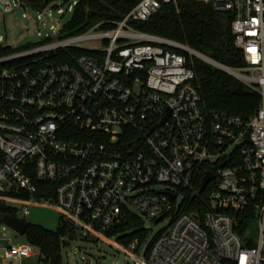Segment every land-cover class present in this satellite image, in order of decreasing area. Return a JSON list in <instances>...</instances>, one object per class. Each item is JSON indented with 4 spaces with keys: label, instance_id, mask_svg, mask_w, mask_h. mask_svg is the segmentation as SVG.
I'll use <instances>...</instances> for the list:
<instances>
[{
    "label": "built area",
    "instance_id": "2783aa9c",
    "mask_svg": "<svg viewBox=\"0 0 264 264\" xmlns=\"http://www.w3.org/2000/svg\"><path fill=\"white\" fill-rule=\"evenodd\" d=\"M179 1L140 0L112 29L64 35L53 7L72 14L77 0L66 10L0 0V21L14 7L32 8L40 37L16 50L0 36L14 49L0 56V205L23 215L51 206L133 264H264V0H194L229 15L241 67L130 25ZM90 40L99 47L83 44ZM193 57L258 94L251 117L205 108ZM202 167L214 176L199 217L184 209ZM249 210L241 226L259 219L252 245L237 230L238 215ZM128 216L142 225L124 229ZM144 218L168 224L149 241ZM34 249L10 245L2 258L14 263Z\"/></svg>",
    "mask_w": 264,
    "mask_h": 264
},
{
    "label": "trees",
    "instance_id": "16d2710c",
    "mask_svg": "<svg viewBox=\"0 0 264 264\" xmlns=\"http://www.w3.org/2000/svg\"><path fill=\"white\" fill-rule=\"evenodd\" d=\"M32 6H44L54 0H28ZM67 3L69 0H63ZM140 0H77L69 21L64 26L65 35L85 32L95 25L108 30L116 26ZM135 29L179 42L189 48L230 67L243 65L240 51L235 47L230 31V17L217 12L211 5L194 0H180L176 5L164 4L156 14L145 22H130ZM14 49L0 45V56L9 54ZM73 51V50H71ZM82 51L79 50V54ZM78 53V52H77ZM66 54V51H64ZM64 60L68 61V57ZM194 84L197 87L207 110L249 118L258 106L259 96L243 86L238 93L232 91L235 80L226 72L209 63L193 57ZM204 174L202 167L197 175L193 192H187L188 206L184 211H196L202 217L208 211V187L201 190L200 183ZM43 185V184H42ZM54 193L49 195L51 200ZM15 209L0 205V222L4 215H16ZM239 216V227L246 217H251L250 210ZM142 221L134 216L127 217L124 229L138 228ZM74 236L75 231L67 222L60 220L55 230L33 223H27L25 240L38 251L40 260L47 264H61L62 237ZM136 233L128 235L127 242ZM250 240L248 245H252Z\"/></svg>",
    "mask_w": 264,
    "mask_h": 264
},
{
    "label": "rangeland",
    "instance_id": "374dc122",
    "mask_svg": "<svg viewBox=\"0 0 264 264\" xmlns=\"http://www.w3.org/2000/svg\"><path fill=\"white\" fill-rule=\"evenodd\" d=\"M55 4H59L60 8L66 10L68 3H65L63 0L52 1L46 7V10ZM53 10V16L59 20L60 23L69 21L71 17L70 12L58 14L56 12V7H53ZM23 14H26V17H24ZM36 17V12L25 5L14 7L13 12L4 13L0 21V36L4 38L3 44L19 48L16 50L38 45L40 37L36 34V24L33 22L36 21ZM47 31L48 30H42L43 33ZM83 44L87 47H99L100 41L90 40ZM157 188L162 189L163 185H158ZM14 207L17 208V217L23 219L27 223L38 224L50 230H55L60 220L64 221L55 209L48 205L30 207L29 215H23L18 209L19 206L14 205ZM167 224L168 219L155 222L144 218V227L147 229L149 241L160 233ZM74 231V236L70 237L66 235L62 237V242L65 243V245L62 244L61 248V264H133L128 262L124 258V252L114 245L94 237H84L77 229H74ZM243 232L244 236H247V238L255 242L259 237V219L254 217L248 220L243 226ZM24 240V236L18 235L15 231L0 222V254L3 253L2 247H7L12 243ZM113 241L114 240H112V242ZM21 264L47 263L39 259L38 251L34 249V253L25 258Z\"/></svg>",
    "mask_w": 264,
    "mask_h": 264
},
{
    "label": "water",
    "instance_id": "95a60500",
    "mask_svg": "<svg viewBox=\"0 0 264 264\" xmlns=\"http://www.w3.org/2000/svg\"><path fill=\"white\" fill-rule=\"evenodd\" d=\"M232 91L234 93H238L240 91V84L238 82L234 83ZM213 176L214 174L211 171H208L205 173V175L202 178L201 184H200L201 190H204L206 188L207 184L211 181ZM170 198L173 199L174 194L170 195ZM2 223L5 224L10 229H12L13 231H15L18 235H21V236L25 235V232L27 229V222L17 217V215H11V214L4 215L2 218Z\"/></svg>",
    "mask_w": 264,
    "mask_h": 264
},
{
    "label": "crops",
    "instance_id": "0c3cea01",
    "mask_svg": "<svg viewBox=\"0 0 264 264\" xmlns=\"http://www.w3.org/2000/svg\"><path fill=\"white\" fill-rule=\"evenodd\" d=\"M23 242H26V240H24V241H19V242H16V243H12L11 245H16V244H19V243H23ZM10 246V245H9ZM8 247V246H7ZM4 248H6V247H2V249H4ZM0 260H1V263L0 264H6V263H8V262H6L3 258H2V254H0ZM25 260V258H23V259H21V260H19V261H16V262H14V263H12V264H21V263H23V261Z\"/></svg>",
    "mask_w": 264,
    "mask_h": 264
},
{
    "label": "bare ground",
    "instance_id": "6f19581e",
    "mask_svg": "<svg viewBox=\"0 0 264 264\" xmlns=\"http://www.w3.org/2000/svg\"><path fill=\"white\" fill-rule=\"evenodd\" d=\"M195 53V52H194Z\"/></svg>",
    "mask_w": 264,
    "mask_h": 264
}]
</instances>
